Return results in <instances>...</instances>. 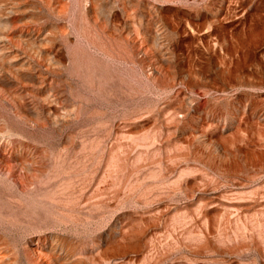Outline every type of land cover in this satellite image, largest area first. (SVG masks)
Returning a JSON list of instances; mask_svg holds the SVG:
<instances>
[{
	"label": "rangeland",
	"instance_id": "374dc122",
	"mask_svg": "<svg viewBox=\"0 0 264 264\" xmlns=\"http://www.w3.org/2000/svg\"><path fill=\"white\" fill-rule=\"evenodd\" d=\"M0 264H264V0H0Z\"/></svg>",
	"mask_w": 264,
	"mask_h": 264
}]
</instances>
